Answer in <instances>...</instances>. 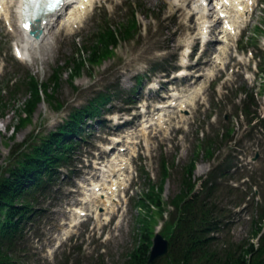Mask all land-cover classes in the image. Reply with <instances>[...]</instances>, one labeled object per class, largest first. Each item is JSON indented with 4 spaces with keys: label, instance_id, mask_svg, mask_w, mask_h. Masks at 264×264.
I'll return each instance as SVG.
<instances>
[{
    "label": "rangeland",
    "instance_id": "rangeland-1",
    "mask_svg": "<svg viewBox=\"0 0 264 264\" xmlns=\"http://www.w3.org/2000/svg\"><path fill=\"white\" fill-rule=\"evenodd\" d=\"M16 3L18 0L11 8V27L8 28L6 22L0 23V87L7 86L4 79H12L4 96L12 102L5 107L6 114H0V168L9 164L12 149L17 150L19 143L30 134L40 136L37 134L55 129L74 107L83 106L99 91L113 93L110 102L102 108L105 125L93 124L95 130L88 137L89 143L83 148L77 146L80 152L69 161L75 171L69 172L65 180H57L53 189L42 196L38 206L43 210L28 224V240L26 246L19 249V264H126L130 252L140 243V235L145 232L143 216L146 213L135 202L150 188L147 176L152 178L151 184H158L163 172L161 162L167 160L170 176L166 179L164 198H171L179 190L184 166L198 148L203 133L229 124L235 125L234 141L218 149L211 158L202 149L193 179L200 184L219 162L236 165V170L232 169L219 180L217 195L222 198L219 211L223 222L215 232V245L221 249L242 240H258L254 228L260 205L252 202L253 199L261 200V185L264 187V129L247 124L237 115L236 106L244 97L238 93L240 87L248 86L257 91L262 87L264 93V76L259 73V65L264 63V3L260 1L254 11L248 13L242 37L229 38L228 43L217 40L219 25L217 33L210 35L212 41L203 44L199 38L200 15L193 9L192 0H98L94 9L75 22L74 29L55 24L44 41L31 47V56L27 59L17 58L13 49L14 44L26 42L19 26ZM134 7L140 11L133 35L120 42L114 55L93 65L87 61V66L73 81L69 78L70 66L64 68L55 98L42 101L32 121L12 138L14 125L19 122V110L15 111L14 103L21 104L25 98L24 86L12 89V82H22L28 72L40 80H47L60 64L75 56L73 52L77 46L87 45L108 21H112L113 26L127 24ZM214 17L212 15V19ZM190 49L193 50L189 55L191 64L184 71L188 74L175 76L184 62L182 55ZM81 54L88 56L86 52ZM138 76L142 77L141 82ZM194 89L198 92L185 106L187 111L179 110L172 117L165 115L163 130H158L160 126L156 123L146 134L138 129L144 122H139V107H152L150 117H154V112L159 111L154 107L156 101L164 100V96L173 91L184 95ZM256 96L259 113L264 114V97L258 93ZM127 97L131 103L125 101ZM182 114L185 115L181 117ZM117 116H120L119 121L133 118L124 126L114 119ZM124 127L130 128L124 130ZM113 134L121 138L124 134H139L143 139L139 155L131 161L134 168L132 187H137L127 191L122 206L109 214L112 217L107 226L101 229L103 223L90 218L87 223L75 227V234L63 240L73 228L67 227L68 221L73 219L69 209L80 202L77 197L83 196L82 184L88 183L87 173L95 171L91 159L107 157L106 144L111 143ZM237 142L239 146L235 145ZM98 150L104 153L96 155ZM67 172L63 169L64 175ZM163 224L160 218L156 228ZM164 232L169 234L170 226H165ZM58 241L62 243L58 245Z\"/></svg>",
    "mask_w": 264,
    "mask_h": 264
},
{
    "label": "trees",
    "instance_id": "trees-1",
    "mask_svg": "<svg viewBox=\"0 0 264 264\" xmlns=\"http://www.w3.org/2000/svg\"><path fill=\"white\" fill-rule=\"evenodd\" d=\"M136 26L134 17L130 18L128 25L124 27H113L109 24L101 26L91 43L75 51L80 55V51L84 50L88 54L87 57L71 56L65 65L59 66L53 76L45 81L28 74V81L22 83L28 91V98L20 106V123L16 125L15 131L29 122L43 99L51 101L55 98L64 68L70 66L69 75L73 80L82 72L87 60L91 64H96L112 56L113 49L121 40L132 36ZM18 84L21 83L17 82L16 86ZM110 95L109 92L99 91L86 104L70 113L56 130L42 136L39 142L30 144L28 138L19 143L17 150L12 149L11 158H16L9 166L0 169V264L17 263L20 257L19 249L25 244L24 227L38 209L40 197L38 191L44 192L58 175V165L68 159L73 134L81 131L84 118L98 115L111 99ZM4 103L7 102L0 96V110ZM244 111L247 115L252 112L247 105ZM24 113L26 116H23ZM229 132L228 129L221 137L216 135V139L208 138L203 143L207 154L212 155L220 141L227 140ZM164 166L166 179L167 165ZM194 168L195 162L191 161L185 169L180 192L169 202L163 201L162 198L164 182L154 186L145 199H141L142 207L147 210L143 219L147 231L144 233L143 242L130 253L127 264H147L150 254V231L154 221H151L148 215L149 211H154L156 207L155 212L161 216L166 210L169 211L171 250L167 256L157 259L153 264H264V204L260 205L257 226L254 228V235L261 234L257 242L242 240L236 245L230 243L220 250L215 248L216 236L213 232L218 231L223 222L219 211L221 200L217 201L219 182L215 179L217 175L212 172L203 182L202 189L196 191V183L191 178ZM217 170L221 173L220 169ZM167 204L171 205L172 209H168Z\"/></svg>",
    "mask_w": 264,
    "mask_h": 264
},
{
    "label": "bare ground",
    "instance_id": "bare-ground-1",
    "mask_svg": "<svg viewBox=\"0 0 264 264\" xmlns=\"http://www.w3.org/2000/svg\"><path fill=\"white\" fill-rule=\"evenodd\" d=\"M10 1H11L10 3H13L15 0H10ZM87 1L90 2L91 0H77L76 7L72 11V15H71V16H74V19L71 20L70 23L74 24L76 22V20L80 17V14L83 12V10L86 8V6L88 4ZM222 2H225V3H227L229 5V6H226V10L225 11L227 13L228 18H230L229 19V21H230V29L232 28V26L234 27L233 12L236 13V14L242 15V14H244L246 12V9L250 8L249 7L250 5L248 4V2L246 0H219L217 3L218 4H222ZM82 6H84V8ZM200 6H202V3L196 5L197 10L199 9ZM2 11H5L7 17L11 16V12H10V8H9V1L8 0H0V13ZM21 11H23V8H21ZM21 11L19 9L18 12H20V14L22 15ZM199 11L202 12L201 10H198L197 12H199ZM53 17H54V14H51V15H48V16L44 17L41 20V22H40L41 23L40 26L44 30H47L49 28V26L51 25V23H52ZM201 18L203 19L202 23H203V27H204L203 28L204 32H206V30H205L206 27H207L206 20H208V19H207V17H204L203 13H202ZM235 22L237 23L238 20H236ZM226 26L228 27V23L226 24ZM42 38L44 39V37H42ZM42 38L40 39V41L42 40ZM29 41L26 42L27 46H25V49H27V47L30 45ZM161 121H162V119H161ZM111 190H112V192L115 193V191H116L115 186H112ZM96 195H97L96 192H91V193L88 194V196H85L84 200L94 202V204H97L98 202L101 203L102 199L101 198L99 199V197L96 198L97 197ZM102 195H104V194L102 193L101 196ZM103 203L106 204L107 212H109V211L112 212V211L117 209L116 204L114 203V200H112V198L108 197L107 195H106V198L103 200ZM94 204H92L93 208L95 207ZM80 213H83V212L80 210Z\"/></svg>",
    "mask_w": 264,
    "mask_h": 264
},
{
    "label": "water",
    "instance_id": "water-1",
    "mask_svg": "<svg viewBox=\"0 0 264 264\" xmlns=\"http://www.w3.org/2000/svg\"><path fill=\"white\" fill-rule=\"evenodd\" d=\"M169 251V241L161 234H157L155 238V245L152 250L150 262L154 261L155 258L161 256Z\"/></svg>",
    "mask_w": 264,
    "mask_h": 264
}]
</instances>
